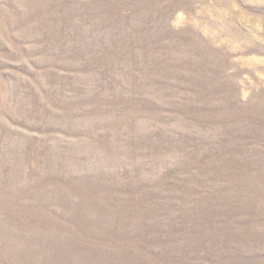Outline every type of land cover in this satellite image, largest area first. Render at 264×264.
I'll use <instances>...</instances> for the list:
<instances>
[{"label":"rangeland","instance_id":"374dc122","mask_svg":"<svg viewBox=\"0 0 264 264\" xmlns=\"http://www.w3.org/2000/svg\"><path fill=\"white\" fill-rule=\"evenodd\" d=\"M0 264H264V0H0Z\"/></svg>","mask_w":264,"mask_h":264}]
</instances>
